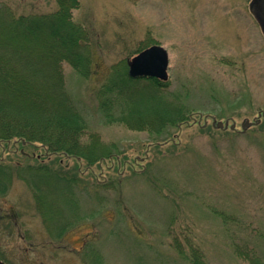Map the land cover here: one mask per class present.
I'll return each mask as SVG.
<instances>
[{"label": "rangeland", "instance_id": "rangeland-1", "mask_svg": "<svg viewBox=\"0 0 264 264\" xmlns=\"http://www.w3.org/2000/svg\"><path fill=\"white\" fill-rule=\"evenodd\" d=\"M0 2L17 13L55 8L54 0ZM250 2L79 0L73 19L90 25L97 43L89 78L64 65L66 87L88 130L115 145L120 163L86 168L58 156L62 171L81 170L85 188L74 190V202L55 194L57 214L71 217L56 237L45 232L30 188L13 168L52 163V156L39 157L41 149L31 145L0 146V163L14 169L0 195L4 264H191L189 246L205 264H252L236 255L235 245L264 264V116L241 128L264 114V36ZM147 44L168 53L160 102L190 112L169 136L107 123L97 111L96 89L114 64Z\"/></svg>", "mask_w": 264, "mask_h": 264}, {"label": "trees", "instance_id": "trees-1", "mask_svg": "<svg viewBox=\"0 0 264 264\" xmlns=\"http://www.w3.org/2000/svg\"><path fill=\"white\" fill-rule=\"evenodd\" d=\"M54 1L55 8L45 13H17L0 2V146L7 150L12 142L20 147L31 145L35 151L41 149L39 157L52 156V165L36 161L24 169L18 165L13 168L17 170L15 175L28 184L33 209L41 217L45 232L58 237L71 217L57 214L55 194L74 202V190L85 188L78 178L81 170L77 168L74 174L62 171L66 166L62 167L58 156L83 162L86 168L117 165L120 160L113 143L88 130L84 114L66 87L64 65L80 77H90L96 34L90 25L73 19L72 11L79 7V0ZM148 45L114 64L107 80L96 89L97 111L107 123L169 136L171 128L187 123L190 112L160 102L165 82L127 74L126 60ZM133 93L141 103L140 99L131 100ZM14 169L0 163V195L9 189ZM31 202L26 204L28 208ZM174 247L183 255L177 241ZM189 250L191 264H205L198 248L189 246ZM235 253L260 264L250 248L235 245Z\"/></svg>", "mask_w": 264, "mask_h": 264}, {"label": "water", "instance_id": "water-1", "mask_svg": "<svg viewBox=\"0 0 264 264\" xmlns=\"http://www.w3.org/2000/svg\"><path fill=\"white\" fill-rule=\"evenodd\" d=\"M249 9L257 21L264 35V0H251ZM127 74L131 78L135 77H153L160 81L168 79V53L159 44H152L126 61ZM261 113H258L260 116ZM256 122V121H255ZM215 121H213V124ZM249 124L248 120L241 123L242 130ZM218 127H227V123L216 122ZM231 129L234 124H231ZM0 264H4L0 260Z\"/></svg>", "mask_w": 264, "mask_h": 264}]
</instances>
